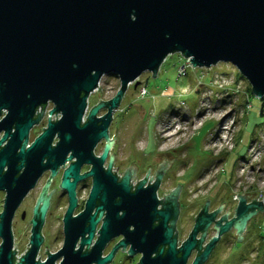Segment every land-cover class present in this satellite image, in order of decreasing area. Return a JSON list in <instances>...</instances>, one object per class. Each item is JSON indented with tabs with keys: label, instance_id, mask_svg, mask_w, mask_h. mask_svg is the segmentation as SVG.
<instances>
[{
	"label": "water",
	"instance_id": "water-1",
	"mask_svg": "<svg viewBox=\"0 0 264 264\" xmlns=\"http://www.w3.org/2000/svg\"><path fill=\"white\" fill-rule=\"evenodd\" d=\"M175 52L195 68L232 63L250 83L252 94L264 99V0H0V190L6 191L0 264H11L15 207L44 170L56 173L68 152V159L75 160L60 184L69 195L64 243L40 264H55L61 257L59 264H108L118 248L128 245L129 255L141 254L138 264H204L225 233L236 229L241 241L251 218L264 214V197L248 201L246 194H239L231 218L226 212L217 219L222 207L209 212L207 202L179 245L180 186L169 195L172 203L159 209L155 190L162 173L154 184L143 188L140 183L131 191L129 177L118 181L110 168H102L109 143L101 157H93L96 143L109 139L113 113L128 86L137 87L143 72L157 76L168 54ZM106 74L119 77V90L91 107L83 122L87 99ZM48 104V112L61 117L50 118L27 147L35 112L45 111ZM101 107L108 110L97 118ZM56 134L59 140L53 146ZM83 163L93 164L88 175L94 181L84 211L74 217ZM97 199L107 212L98 240L84 251L99 221L91 213ZM45 207L35 212L32 246L19 264H37ZM212 222L216 233L205 243ZM119 235L124 239L102 257L105 244Z\"/></svg>",
	"mask_w": 264,
	"mask_h": 264
},
{
	"label": "rangeland",
	"instance_id": "rangeland-1",
	"mask_svg": "<svg viewBox=\"0 0 264 264\" xmlns=\"http://www.w3.org/2000/svg\"><path fill=\"white\" fill-rule=\"evenodd\" d=\"M180 56L168 54L157 76L143 72L137 87L134 83L128 86L112 130L118 134L121 148L127 143L139 156L140 150L171 151L172 170H182L177 183H188L192 192L186 201L192 206L182 212L179 233L183 240L204 198L218 195L227 201L238 192L264 193V115L263 99L251 95V105L246 106L251 85L232 63L188 66L181 74ZM119 87V77L106 74L92 99H110ZM250 144L253 157L248 151ZM231 234L221 239L204 264H254L257 248L264 246V214L250 220L237 244ZM130 263L120 252L109 264Z\"/></svg>",
	"mask_w": 264,
	"mask_h": 264
},
{
	"label": "flooded vegetation",
	"instance_id": "flooded-vegetation-1",
	"mask_svg": "<svg viewBox=\"0 0 264 264\" xmlns=\"http://www.w3.org/2000/svg\"><path fill=\"white\" fill-rule=\"evenodd\" d=\"M92 97H93V92L90 94V96L87 99L88 109L83 117L82 120L83 122L87 120L89 109H91V107L97 105L99 102L102 101L105 102L109 100L107 98L99 96L98 98H96L95 101H93ZM50 107H52V104H48L45 111L43 112L42 110L35 112L34 118L36 119V123H34L32 128L29 130L28 142L26 143L27 147L30 146L31 143L34 141V139L44 131V129L48 125L47 122L49 121L50 118L55 120L61 117L60 113L51 115L48 112ZM98 110L99 111L97 112L96 116L97 118H101L105 115L108 109L106 107H101ZM40 112L42 113V115H40ZM116 116H118L117 110L113 113L112 121L108 127L109 139L107 137L101 138L92 149L91 151L92 155L94 158L101 157L105 151V148L109 143L110 147L103 161L102 168L104 170H108L110 168L111 172H113L116 175L118 181H121L125 177H129L131 191H135L140 183H142L143 188H146L151 184H154L158 179V174L162 173L161 180H159L160 182L158 188L157 190H155L157 199L158 201H160V203L158 204L159 209L164 208L165 205L172 203V200L174 198L170 197L169 195L173 190H175L178 186H180V190L178 191L179 192L178 199H177L179 202L180 210H179L178 218L176 220L177 221L176 226L178 231L177 242L180 245L182 241H184L187 238L186 237L183 240H181L179 233L180 225L182 223L181 220L183 218L182 212L186 209H189L190 206H192V204L186 203V201L190 199V197H192V192L190 189H188L187 186L188 183L184 182L182 186L178 185L177 183L179 176L182 174V170H176V171L172 170V166L174 165V160H172V156L170 154L171 151L169 150L163 152H158L156 148L155 151L150 150V152L149 151L143 152L142 150H140L141 154L139 156L135 153L136 149L135 150L129 149L127 143L125 146L121 148L118 142L119 136L117 133H113L112 130ZM2 135L3 132L0 133V138L2 137ZM58 140L59 138L56 134L54 136L52 145L53 146L56 145ZM111 140H113V143L110 144ZM70 154L71 153L68 152V155L66 157V162L57 168L55 174L52 173L51 169L44 170L43 173L40 174V176L36 180L33 187H31L27 191V193L24 196H22L23 198L20 201L19 205L15 207L10 224L11 226L10 229L12 232V244L10 247L11 264H19L21 262V259L31 249L32 246L31 237L33 230L32 227H34L33 220L35 219V212L39 213L42 209V206L44 205L46 206L45 215L43 216L44 219L42 220V225L40 227L41 243L39 248H37L38 251L34 259L37 261V264H40L41 262H45L51 254L57 253L62 248L64 243V237H63L64 215L69 206V195H67L68 192L60 184L62 182L63 173L65 169L71 164L70 162H73L75 160V158H72L71 160L68 159ZM92 167H93L92 163H83L80 167L79 174L84 175V177L81 178L76 184V188H75L76 206L72 213V216L74 217L78 216L80 213L82 214V212L86 207V202L89 198L90 192L93 187L92 182L94 181L93 176H91V174L88 175ZM5 170H7V166L4 168V171ZM72 180L73 178H71V181ZM0 194H1L0 196V215H1V213L4 210L6 191L0 190ZM239 194H246L249 197L248 201H250V199L252 198L262 199V197L255 195L254 192L249 190L244 193L238 192L235 195H233L230 198V200L228 199L227 201H224L222 196H218V195H216L215 197L210 196L207 199L204 198L205 200L201 203L200 209L196 211V214L193 218V224L191 230L195 223L196 215L200 212V210L204 207V205L207 202H209L207 208L209 212H212L222 207L220 213L216 217L217 219L221 217L223 213H225L226 211L230 213L229 218H231L234 215V207H236L239 202V197H238ZM196 195L198 194L196 193ZM95 204L96 205L93 207L91 213L92 214L96 213L97 217H99V221L97 222V224H95L96 227H95V232L93 234V238L91 240V244L85 245L84 251H90L91 248L96 243V241L98 240L100 235L99 230L101 229L102 226L101 224L103 223L106 216L105 213L107 212L105 209L102 210L99 208V206L102 205V202L99 199L96 200ZM193 204L194 206H196L197 201ZM260 214L263 213L260 212L256 216L259 215L260 217ZM37 218H40V216H37ZM130 228L132 229L133 227ZM215 229H216L215 223L212 222L208 227L205 243L216 233ZM231 232H232L231 235L235 238V242L237 244L239 241V236L237 234L236 229L233 228L231 231L225 233L221 237V239H223L225 235ZM198 237H200V234H198ZM2 239L3 238L0 236V248L3 242ZM122 239H124L123 235H119L117 237L114 236L113 239H111L105 244L101 252V256L105 257V255H107L112 250L115 244H117ZM221 239L219 240L216 249L213 250V253L218 249L219 245L221 244L222 242ZM80 241L81 238L77 242L76 249L80 245ZM128 250H129V245L126 248L123 247L118 248L117 251L115 252L112 261L115 260L117 254L122 252L123 254L125 253L126 258L129 261H131L130 264H132L133 261L135 260L136 263H138L141 254L129 255ZM192 252H193L192 257H194L196 255V251H192ZM61 261H62V257L57 259L55 261V264H59Z\"/></svg>",
	"mask_w": 264,
	"mask_h": 264
},
{
	"label": "trees",
	"instance_id": "trees-1",
	"mask_svg": "<svg viewBox=\"0 0 264 264\" xmlns=\"http://www.w3.org/2000/svg\"><path fill=\"white\" fill-rule=\"evenodd\" d=\"M251 86H249L248 91H246V97H248L247 102H249L250 96L253 95L251 92ZM262 106H261V115H264V99L262 101ZM263 237V235H261ZM260 247L257 248V255H256V261L254 262V264H261L264 261V246L261 244L259 245ZM242 252V251H241ZM240 252V253H241ZM241 258V256H240ZM232 264H239L238 262L234 261V263Z\"/></svg>",
	"mask_w": 264,
	"mask_h": 264
},
{
	"label": "built area",
	"instance_id": "built-area-1",
	"mask_svg": "<svg viewBox=\"0 0 264 264\" xmlns=\"http://www.w3.org/2000/svg\"><path fill=\"white\" fill-rule=\"evenodd\" d=\"M180 58L183 60V63H182V69L180 70V73L182 74V73H185V70H186V68L188 67V66H192L191 65V63H190V61H189V58H186V57H184V56H180ZM145 90V89H144ZM251 147H253V144H251L250 145V147L248 148V151L250 152V156L251 157H253V152L252 151H250V149H251ZM263 196H264V193L263 194H260L259 195V197H262L263 198Z\"/></svg>",
	"mask_w": 264,
	"mask_h": 264
},
{
	"label": "bare ground",
	"instance_id": "bare-ground-1",
	"mask_svg": "<svg viewBox=\"0 0 264 264\" xmlns=\"http://www.w3.org/2000/svg\"><path fill=\"white\" fill-rule=\"evenodd\" d=\"M260 149V148H259Z\"/></svg>",
	"mask_w": 264,
	"mask_h": 264
},
{
	"label": "clouds",
	"instance_id": "clouds-1",
	"mask_svg": "<svg viewBox=\"0 0 264 264\" xmlns=\"http://www.w3.org/2000/svg\"><path fill=\"white\" fill-rule=\"evenodd\" d=\"M181 55V54H180Z\"/></svg>",
	"mask_w": 264,
	"mask_h": 264
}]
</instances>
